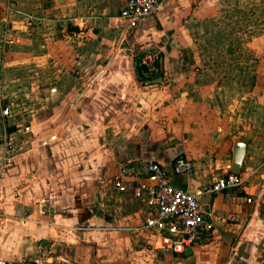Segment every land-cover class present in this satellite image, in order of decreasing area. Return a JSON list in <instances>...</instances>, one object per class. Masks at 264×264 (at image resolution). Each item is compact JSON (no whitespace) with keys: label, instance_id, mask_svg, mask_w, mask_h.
<instances>
[{"label":"crops","instance_id":"crops-1","mask_svg":"<svg viewBox=\"0 0 264 264\" xmlns=\"http://www.w3.org/2000/svg\"><path fill=\"white\" fill-rule=\"evenodd\" d=\"M126 2L0 0V261L264 264V0H165L134 26ZM251 36L253 72L214 60L234 52L219 37ZM236 141L246 183L205 192ZM148 163L209 214L182 252L146 226Z\"/></svg>","mask_w":264,"mask_h":264},{"label":"built area","instance_id":"built-area-1","mask_svg":"<svg viewBox=\"0 0 264 264\" xmlns=\"http://www.w3.org/2000/svg\"><path fill=\"white\" fill-rule=\"evenodd\" d=\"M164 1L127 0L118 17L125 20L129 26H134L143 17L155 14ZM155 60L156 56L149 53L140 57V64L145 72L154 70ZM2 114L8 115V109L4 108ZM138 171L151 180L144 188L146 202L151 210V217L146 220V226L170 233L173 238H164L163 241L169 244L174 252H182L191 247L204 232L212 229V224L208 221L209 214L195 195L171 185L156 164L141 165ZM174 171L192 176L191 160L184 157L176 159ZM243 181L242 172L239 171L237 174L227 172L216 177L204 191L221 192L239 187ZM115 185L119 191L123 190L119 183Z\"/></svg>","mask_w":264,"mask_h":264},{"label":"rangeland","instance_id":"rangeland-1","mask_svg":"<svg viewBox=\"0 0 264 264\" xmlns=\"http://www.w3.org/2000/svg\"><path fill=\"white\" fill-rule=\"evenodd\" d=\"M240 38L241 39H239V40H235V39H237L236 37H234V38H231V37H221L220 38L219 37L218 38L219 48L221 45H222L221 48H224L225 45H227V44L230 45L231 41H233L232 46H233L234 52L233 53H226L224 51V49L219 50V52L214 54V56H215L214 60H216V61L225 60L226 55L228 56V60H230V61L240 62V61L244 60L245 63L249 62L251 72H253L252 69H253L254 65H256L258 62L257 55L251 50L252 46L254 44V41H255V36L243 37V38L240 37ZM236 66H238V65H236ZM241 136H243V134H239V138H241ZM255 136L257 137V134H252V135L249 134V137H242V139L244 141H247L248 143H251L255 138V141H254V144H255L256 139H257ZM262 167L263 166H258V168H262ZM252 173H253V171H252ZM248 178L249 177L246 178L245 174H244V181L240 186H242L244 183H246Z\"/></svg>","mask_w":264,"mask_h":264},{"label":"water","instance_id":"water-1","mask_svg":"<svg viewBox=\"0 0 264 264\" xmlns=\"http://www.w3.org/2000/svg\"><path fill=\"white\" fill-rule=\"evenodd\" d=\"M158 81H159V79L148 81L147 83L151 84V83H155ZM245 151H246V146L244 143L235 142L233 144L231 165H230V172L231 173H233V174L239 173V171L241 169V164H242V161H243V158L245 155ZM0 264H4V263L0 261Z\"/></svg>","mask_w":264,"mask_h":264},{"label":"trees","instance_id":"trees-1","mask_svg":"<svg viewBox=\"0 0 264 264\" xmlns=\"http://www.w3.org/2000/svg\"><path fill=\"white\" fill-rule=\"evenodd\" d=\"M140 68H136V71H137V74H138V77H139V79H141V76H140Z\"/></svg>","mask_w":264,"mask_h":264}]
</instances>
